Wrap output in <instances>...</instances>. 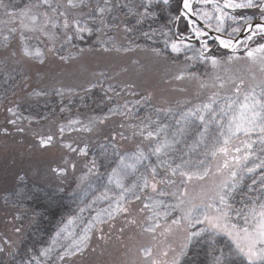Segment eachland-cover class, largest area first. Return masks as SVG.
Here are the masks:
<instances>
[{
    "label": "snow or ice",
    "instance_id": "6c2138e0",
    "mask_svg": "<svg viewBox=\"0 0 264 264\" xmlns=\"http://www.w3.org/2000/svg\"><path fill=\"white\" fill-rule=\"evenodd\" d=\"M0 13V150L34 177L15 172L2 198L15 221L66 210L39 250L14 226L0 264H77L126 233L145 242H121L129 258L113 264L199 251L264 264V0H0Z\"/></svg>",
    "mask_w": 264,
    "mask_h": 264
},
{
    "label": "rangeland",
    "instance_id": "374dc122",
    "mask_svg": "<svg viewBox=\"0 0 264 264\" xmlns=\"http://www.w3.org/2000/svg\"><path fill=\"white\" fill-rule=\"evenodd\" d=\"M7 2L11 3H16L20 7L23 6V3H26L27 0H7ZM3 18V14L0 13V19ZM143 42V41H141ZM182 59V58H181ZM120 61L118 59H112L110 63H119ZM105 61H101V66ZM201 73L204 72L203 68L198 69ZM185 87H188L190 91L194 90V85L192 84H185L183 85ZM164 87V86H161ZM168 95H173L175 96V93H166ZM78 98V97H77ZM54 102L56 101V98L53 97ZM94 99H88L86 98L85 101L83 102L85 105H88V108H84L83 106L80 107L81 112L85 111H91L94 108V104H92L91 100ZM67 102V101H66ZM99 102V101H98ZM56 104V103H55ZM98 104V103H97ZM96 104V106H97ZM78 104H73L72 106V114L74 115L77 111V108L75 107ZM81 105V101L80 104ZM98 110V109H97ZM2 115H0V119H2ZM32 163H38V161H33ZM28 171L29 172V180H34V177L31 176L30 174V163L25 162L23 165L19 164V161L17 162L16 165L12 164V157L6 156L5 153L0 150V190L4 189L5 187H10L13 180H14V173L17 171ZM5 173H7V179L5 180ZM55 182L53 181V184ZM17 213V209L13 208L10 204L6 205L4 203V200L2 198V191H0V239H3L5 237L9 239H16V236L13 232V227H22L23 228V243L21 244V250L23 251L25 247L31 246L34 247L35 249L39 250L46 241H48L49 235L55 231L57 222L61 219H57L53 222V224L48 223L44 224L46 225L47 228V233H48V225L50 226V232L48 233L47 237L43 241V244H41L39 241L41 240L43 236V229L42 227H35L33 230L28 231L29 228L33 225V223L30 220V217H25L21 221H15L13 218L15 217ZM64 214L63 216H65ZM44 223L48 222L47 219L43 218ZM51 224V225H50ZM119 228V222L117 223V229ZM106 232L108 231L107 229L105 230ZM131 233H126L120 240L116 239V234H113L112 239L105 244L104 241H94V246L96 243H99L100 248L97 249V253L95 256H86L83 261H77V264H113L114 261H122L125 259H128L129 257H125L123 255L125 249L120 247L121 242L128 243L131 247H133V251L136 245L139 243H144L145 240L142 237H136L134 241L129 242L127 240V236L130 235ZM6 247V246H5ZM101 249L105 250L104 255H100ZM0 259H7V257L0 256Z\"/></svg>",
    "mask_w": 264,
    "mask_h": 264
},
{
    "label": "trees",
    "instance_id": "16d2710c",
    "mask_svg": "<svg viewBox=\"0 0 264 264\" xmlns=\"http://www.w3.org/2000/svg\"><path fill=\"white\" fill-rule=\"evenodd\" d=\"M99 98H100V93L97 91L96 96L94 97V99L91 100L92 101L91 102L92 104L95 103L94 108H96V104L99 103L98 102L99 101ZM55 103H56V101L54 102V99H52L49 102V105L48 106L49 107H53V106H55ZM65 103H67V102L65 101ZM42 104H43V102H41V105ZM73 104H78L79 105L80 104L79 98L74 97L73 98ZM44 110L45 109L43 108V106H41L40 111H44ZM64 214H66V210L65 211L55 210V215L49 214L45 218V219H47L48 222H45V223H44L43 218H38L39 219V225H37L36 223H33V225L29 228L28 231L30 232V230H33V228H35V227H42V229H43V236H42V238H41V240L39 242L41 244H43V241L45 240V238L47 237L48 233L50 232V226L48 225V233H47V228H46V225H44V224H48V223L53 224V222L55 220L60 219L61 216H63ZM191 258H192V260L196 261V264H203V262L206 260V257L204 255L203 251H199V254L198 255L196 254V252H194L192 254V257Z\"/></svg>",
    "mask_w": 264,
    "mask_h": 264
}]
</instances>
